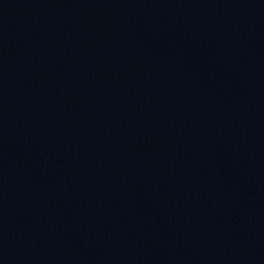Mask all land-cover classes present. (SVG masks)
<instances>
[{
    "label": "water",
    "instance_id": "1",
    "mask_svg": "<svg viewBox=\"0 0 264 264\" xmlns=\"http://www.w3.org/2000/svg\"><path fill=\"white\" fill-rule=\"evenodd\" d=\"M0 264H264V0H0Z\"/></svg>",
    "mask_w": 264,
    "mask_h": 264
}]
</instances>
